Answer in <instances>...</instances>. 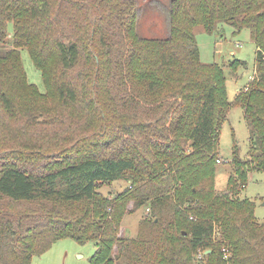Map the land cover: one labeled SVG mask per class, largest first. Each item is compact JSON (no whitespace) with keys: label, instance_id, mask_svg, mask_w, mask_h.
I'll list each match as a JSON object with an SVG mask.
<instances>
[{"label":"trees","instance_id":"trees-1","mask_svg":"<svg viewBox=\"0 0 264 264\" xmlns=\"http://www.w3.org/2000/svg\"><path fill=\"white\" fill-rule=\"evenodd\" d=\"M168 9V36L157 39L138 36L136 0H0V42L13 28L0 55V264H31L66 237L95 245L91 264H264V221L234 195L251 170L264 172V0ZM225 24L248 29L255 45L254 77L233 101L194 34ZM21 47L44 92L28 81ZM230 106L241 108L250 147L245 158L232 151L215 191ZM120 178L123 190H98ZM129 202L149 209L134 238L119 236Z\"/></svg>","mask_w":264,"mask_h":264},{"label":"rangeland","instance_id":"rangeland-1","mask_svg":"<svg viewBox=\"0 0 264 264\" xmlns=\"http://www.w3.org/2000/svg\"><path fill=\"white\" fill-rule=\"evenodd\" d=\"M136 2L138 7L136 32L138 36L157 39L167 37L170 0H136ZM6 31L7 38L0 42V55L12 48L13 28L11 23L7 24ZM194 34L199 47L200 60L205 63H217L222 67L226 78L227 98L229 101H233L236 92L247 87L248 82L252 80L250 76L254 74L255 45L249 37V30L242 29L238 33H233V28L225 24L222 33L217 32L211 35L207 34L201 27H195ZM19 50L28 81L35 84L40 92H44L45 87L41 73L33 64L27 49L21 47ZM50 61L51 65L55 63L54 58ZM240 61H243V64ZM231 62L234 63L233 66L230 65ZM76 109L74 105H64L60 111L70 115ZM66 129L60 130L57 135L61 136L67 133ZM47 133L51 132L48 130ZM249 134V126L243 118L241 108L230 106L216 135V157L220 158L221 161H216L215 191L223 190L226 186L228 175L231 172V166L227 160L230 159L232 151L237 150L242 158L247 156L250 147ZM126 186L127 181L120 178L109 184H100L98 190L103 194H108L113 191H121ZM234 195L253 200L256 219L264 221V172L251 170L248 173L246 184H241ZM132 207V202H129L127 204L129 211L125 212L121 220L119 228V236L121 237H136L140 221L149 216L147 207L141 206L134 210ZM94 250L95 245L92 242L79 244L71 238H61L53 242L43 253L33 255L31 264H91L90 257ZM113 253H115L114 250ZM193 259L200 261L199 259L202 257L194 255ZM119 264H124V262Z\"/></svg>","mask_w":264,"mask_h":264},{"label":"built area","instance_id":"built-area-1","mask_svg":"<svg viewBox=\"0 0 264 264\" xmlns=\"http://www.w3.org/2000/svg\"><path fill=\"white\" fill-rule=\"evenodd\" d=\"M253 77H254V74H253V76H250L251 79H253ZM216 161H217V162H220L221 160H220V158H216ZM222 251H223V256L225 257L226 254H227V250H226V248H223ZM202 252H203V251L199 249L198 252H197V254H196V256H197V257H201ZM204 252H205V251H204Z\"/></svg>","mask_w":264,"mask_h":264},{"label":"water","instance_id":"water-1","mask_svg":"<svg viewBox=\"0 0 264 264\" xmlns=\"http://www.w3.org/2000/svg\"><path fill=\"white\" fill-rule=\"evenodd\" d=\"M207 251H208V250H207ZM207 251H206V252H207Z\"/></svg>","mask_w":264,"mask_h":264},{"label":"crops","instance_id":"crops-1","mask_svg":"<svg viewBox=\"0 0 264 264\" xmlns=\"http://www.w3.org/2000/svg\"><path fill=\"white\" fill-rule=\"evenodd\" d=\"M224 26V25H223Z\"/></svg>","mask_w":264,"mask_h":264}]
</instances>
